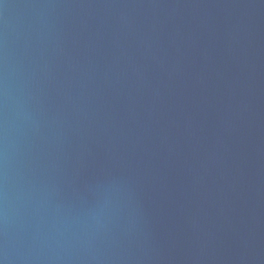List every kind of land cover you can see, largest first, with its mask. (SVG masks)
<instances>
[{"label": "water", "instance_id": "water-1", "mask_svg": "<svg viewBox=\"0 0 264 264\" xmlns=\"http://www.w3.org/2000/svg\"><path fill=\"white\" fill-rule=\"evenodd\" d=\"M264 206V0H0V264H160Z\"/></svg>", "mask_w": 264, "mask_h": 264}]
</instances>
